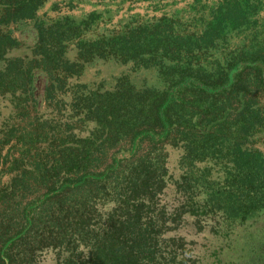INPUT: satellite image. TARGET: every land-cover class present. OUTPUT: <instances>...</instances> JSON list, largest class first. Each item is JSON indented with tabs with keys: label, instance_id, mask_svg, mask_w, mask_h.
<instances>
[{
	"label": "trees",
	"instance_id": "obj_1",
	"mask_svg": "<svg viewBox=\"0 0 264 264\" xmlns=\"http://www.w3.org/2000/svg\"><path fill=\"white\" fill-rule=\"evenodd\" d=\"M46 1L0 0L4 26L29 21L35 32L32 55L25 59L8 56L9 48L20 42L1 28L0 96L23 84L28 88L19 93L21 99L36 100L39 93L34 90L42 81L41 95L49 101L66 77L80 73L82 64L63 54L67 42L79 40L98 14L44 19L38 11ZM197 3L200 0L192 1L189 8L195 9ZM205 7L208 15L201 17L200 32H176L170 19L162 17L108 40L78 41L79 60L113 56L121 62L132 60L135 67L157 65L166 88L136 89L122 83L77 98V107L95 127L88 136L74 138L58 157L56 166L73 177L60 178L55 166L46 168L43 163L35 164L32 171L17 166L8 184L10 191L0 188V264L144 263L135 247H151L146 234L151 219L143 221L136 200L142 194L155 196L172 181L164 166L168 155L153 152L159 143L178 150L182 173L174 184L190 201L179 205L190 207L188 214L199 225L203 226L200 218L205 215L212 220L210 226L225 231V236L237 228L253 230L245 241L249 254L226 264H264V152L251 140L264 124V41L257 40L264 31V23L260 24L264 0H219ZM234 31L249 41H241L234 56L203 64ZM116 146L113 161L99 175L80 168L92 159L93 151L100 148L101 155H107ZM147 146L150 149L140 155L138 151ZM54 170L49 186L46 174ZM29 179L43 180L45 190L25 201L26 190L33 185ZM102 180H109L113 194L126 189L127 218L111 221L114 215L105 212L104 234L91 233L85 229L88 203L102 193ZM133 196L135 201L129 202ZM184 213L182 209L170 212L169 224L166 217L157 221L172 228L174 217ZM160 232H155V244ZM185 262L182 258L179 263Z\"/></svg>",
	"mask_w": 264,
	"mask_h": 264
},
{
	"label": "rangeland",
	"instance_id": "obj_2",
	"mask_svg": "<svg viewBox=\"0 0 264 264\" xmlns=\"http://www.w3.org/2000/svg\"><path fill=\"white\" fill-rule=\"evenodd\" d=\"M192 1L194 0H47L38 11V15L44 19L57 18L61 15L83 18L90 12L96 11L98 15L92 17L94 20L91 21V25L79 38V40L86 41L108 40L117 35L126 34L133 28L152 24L162 17L170 19L172 29L176 32H200L203 27L201 17L206 19L208 15L206 12L208 8L205 5L219 0H200L195 9H190L189 5ZM262 23H264V10L260 14V24ZM1 28L3 31H10L20 42L19 46L9 48L8 56H21L25 59L31 57L35 32L29 21L10 22L5 26L3 22H0V30ZM263 32L262 36L257 39L260 42L264 41ZM242 36L234 31L225 42H221L218 48L212 51V58L209 57L208 60L203 61V64L206 61H213L215 57L222 60L234 56L239 43L248 40L245 39L246 36ZM79 40L68 41L63 56L70 61L80 62L82 64L80 73L66 77L62 83L63 87L55 89L52 99L45 101L41 95L44 86L42 81H37V87L34 90L39 93L36 100L29 99L24 102L21 99L19 93L28 88L23 84H17L13 92L9 91L0 96V157H3L0 160V188L6 187L7 191H10L8 184L17 166L18 169L32 171L31 168L35 164L43 163L46 168L54 169L55 166L60 178L69 181V177H73L64 168L56 166L58 165L57 160L60 159L58 157L74 138L88 136L95 127V122L85 116L83 108L77 107V98L89 96V93L95 90H112L122 83L132 85L136 89L166 88V79L161 74L162 69L157 65L135 67L132 60L121 62L118 57L113 56L94 57L86 62L79 60L77 57ZM261 103L264 104V99H261ZM251 140L254 147L264 152V124L256 129ZM156 146L157 150L153 152L157 151L160 157L164 153L168 155L164 166L167 177L172 175V181L168 182L170 184H167L155 196L142 194L136 200L141 203L143 221L151 219L150 228L146 233L149 235L151 247H135L138 255L142 256L141 260L144 262L142 264H162L163 262L180 264L182 258L188 264H199L200 262H203L202 264H226L234 261V258L248 255L250 248L245 246V241L252 236L253 230L247 232L242 228H237L234 233L225 236V231L219 232L217 226H210L212 223L210 218L204 215L203 220L201 217L203 225L201 226L192 214H188L192 212L190 207L182 204L185 208H181L180 203L187 204L190 201L186 202L184 191L182 190V194L178 192L180 188L174 184V179H178L182 173L178 150L166 143L164 145L159 143ZM148 147L142 148L143 150H139L138 153L141 155L147 152L150 149ZM117 149V146L110 148L107 155H101L100 148L93 151L92 159L86 164L82 163L80 168L86 167L85 171H92L99 175L111 164L112 153ZM117 169L114 167V171ZM48 173L46 181L50 186L55 170L52 173L48 171ZM28 181L33 185L26 190L25 201L45 190L43 180L35 182V179H29ZM108 182L102 180V193L90 198L88 203L85 229L90 230L91 233L100 231L104 234L105 224L108 223L104 220L105 212L111 211L114 215L111 221L127 218L124 213L126 189L119 190L121 191L119 194H113L108 190ZM148 196L153 197L151 201ZM128 201L134 202L135 196ZM113 209L116 210V214L113 213ZM181 209L185 213L174 217L176 218L174 227L162 226L161 220L157 221L161 218L160 212L165 211L162 218L166 217V224H169L167 219L172 217L169 213H180ZM101 213H104L103 217ZM206 220L207 226H205ZM158 229H161V232L159 241L155 244L153 237ZM54 261L48 260L47 262L55 264L56 261Z\"/></svg>",
	"mask_w": 264,
	"mask_h": 264
}]
</instances>
